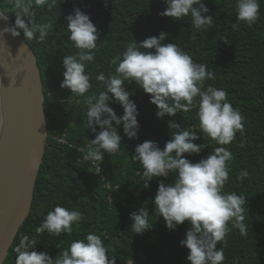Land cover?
<instances>
[{"label":"trees","instance_id":"obj_1","mask_svg":"<svg viewBox=\"0 0 264 264\" xmlns=\"http://www.w3.org/2000/svg\"><path fill=\"white\" fill-rule=\"evenodd\" d=\"M259 2V18L249 25L237 21L236 0H203L209 9L206 15L213 16L214 25L195 33L190 17L177 21L160 15L167 8L164 0H62L51 10L34 8L35 23L49 25L44 42L28 41L42 71L48 141L30 215L5 264H15L14 249L24 235L36 238L34 251L47 252L55 259L73 240L83 239L88 233L101 236L110 250L109 256H116L117 264H190L189 250L180 242L186 238L191 225L186 221L169 230L163 217L155 215L152 202L159 180L171 183L175 174L154 178L151 187L145 188L143 167L131 156L136 146L146 140L158 143L163 149L172 139L168 122L173 120L181 123L182 128L196 130L200 139L195 143L206 145L200 154H185L186 158L193 163L206 158L220 145L198 129V109L158 119L150 94L135 83L126 82L125 87L132 93L130 98L139 111V138L129 140L121 125L118 129L122 137L120 151L104 154L100 174L89 169V162L80 160L81 153L76 148L91 146V139L95 138L86 126V100L103 90L96 76L101 72L106 76L115 74L118 61L117 64L112 61L122 57L129 43L142 42L161 32L168 34L164 43H177L194 62L207 65L215 78L206 80L205 87L210 84L224 89L228 102L244 117L243 135L238 132L235 140L224 146L234 157L224 191L245 197L247 234L242 235L230 223L226 242L221 241L217 247L224 249V264H264V0ZM0 7L14 23L16 9L10 0H0ZM77 7L90 16L99 32L100 46L94 50V61L87 65L93 87L84 96L72 95L69 89L61 87L65 71L63 57L77 52L69 39L66 19ZM237 22L239 27L233 29L232 25ZM109 106L118 116H123L124 110L118 103L110 102ZM241 170L249 173L243 181L238 179ZM57 205L79 210L82 220L73 224L71 234L55 236L47 231L36 234V227ZM141 207L149 211L152 229L136 234L131 227L130 213Z\"/></svg>","mask_w":264,"mask_h":264},{"label":"clouds","instance_id":"obj_2","mask_svg":"<svg viewBox=\"0 0 264 264\" xmlns=\"http://www.w3.org/2000/svg\"><path fill=\"white\" fill-rule=\"evenodd\" d=\"M62 0H10L16 9L14 25L5 27L4 32L12 36L21 35L27 41L44 42L48 36L47 23L36 24V7L48 10L56 7ZM166 10L161 16L182 20L190 17L195 32L212 28L214 20L203 0H164ZM198 6V7H196ZM259 0H236V18L238 22L251 25L259 18ZM8 16L0 10V20L7 21ZM27 18V19H26ZM69 39L77 52L63 57L65 69L62 88L69 89L72 95L84 96L93 87L87 65L94 61L99 32L90 16L80 8L66 17ZM232 25L233 29L239 23ZM166 32L137 42L129 43L122 57H116L115 74L106 76L101 72L96 80L101 82L102 91L87 98L86 126L95 134L91 146L80 147V160L89 162L95 173L101 172L104 154L120 151L122 137L119 127L129 139L139 138V111L125 83H135L145 93L150 94V103L156 105V116L163 119L166 115L175 117L178 112L187 113L197 108L198 129L205 137L215 141L220 147L199 162L193 163L185 154H200L205 144H197L200 139L196 130L182 128L181 123L168 122L172 129V139L161 149L158 143L146 140L138 144L131 156L143 167V187L150 188L154 178L168 177L175 174L171 183L159 180L158 190L152 201L155 215L163 217L166 227L175 230L186 221L191 227L186 238L180 243L188 250L190 264H224L223 247L217 245L225 241L231 231L229 224L242 235L247 234L245 203L243 195L225 192L224 186L229 180L230 162L234 159L229 148L236 134L244 132V117L239 109L227 100V92L213 85L205 87L206 80H213L214 74L207 70V65L194 62L192 57L177 43H164ZM227 43V39H225ZM154 51H149L153 50ZM197 98H199L197 100ZM110 102L118 103L124 110L118 116ZM115 122V126L113 125ZM174 130V131H173ZM249 175L241 170L238 179L243 181ZM0 215H3L0 212ZM83 214L76 209L57 205L36 227V234L47 231L50 235L71 234L73 224L82 220ZM131 227L136 234L151 230L149 211L145 207L130 213ZM226 242V241H225ZM35 237L24 235L15 247V264H117L116 256H109V249L101 236L88 233L83 239L73 240L68 248L62 249L53 259L47 252H37Z\"/></svg>","mask_w":264,"mask_h":264},{"label":"water","instance_id":"obj_3","mask_svg":"<svg viewBox=\"0 0 264 264\" xmlns=\"http://www.w3.org/2000/svg\"><path fill=\"white\" fill-rule=\"evenodd\" d=\"M13 25L10 17L0 20V69L7 91L0 145V264L30 215L48 141L41 67L22 33L14 37L3 31Z\"/></svg>","mask_w":264,"mask_h":264},{"label":"bare ground","instance_id":"obj_4","mask_svg":"<svg viewBox=\"0 0 264 264\" xmlns=\"http://www.w3.org/2000/svg\"><path fill=\"white\" fill-rule=\"evenodd\" d=\"M3 74L0 69V145L3 140V135H4V130H5V119H6V114H5V107H6V96H7V91H6V86L4 84V79H3Z\"/></svg>","mask_w":264,"mask_h":264},{"label":"built area","instance_id":"obj_5","mask_svg":"<svg viewBox=\"0 0 264 264\" xmlns=\"http://www.w3.org/2000/svg\"><path fill=\"white\" fill-rule=\"evenodd\" d=\"M61 101H64V99H61ZM61 141H63V142H65V143H67V141L65 140V139H63V140H61ZM80 147H84V146H80ZM80 147H76L77 149H79ZM89 147V146H88ZM85 148H87V147H85ZM101 168H102V166H101ZM89 169L90 170H93L94 172H95V168L89 163ZM100 173H102V169H101V172ZM99 173V174H100ZM103 180L104 181H106V178L103 176ZM107 187L108 188H111V186L109 185V184H107Z\"/></svg>","mask_w":264,"mask_h":264}]
</instances>
